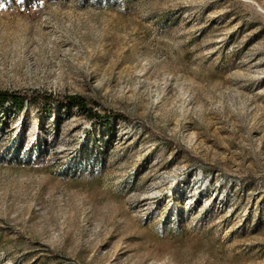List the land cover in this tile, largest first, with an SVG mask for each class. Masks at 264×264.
<instances>
[{"label":"rangeland","instance_id":"obj_1","mask_svg":"<svg viewBox=\"0 0 264 264\" xmlns=\"http://www.w3.org/2000/svg\"><path fill=\"white\" fill-rule=\"evenodd\" d=\"M0 4V264H264V0Z\"/></svg>","mask_w":264,"mask_h":264},{"label":"trees","instance_id":"obj_2","mask_svg":"<svg viewBox=\"0 0 264 264\" xmlns=\"http://www.w3.org/2000/svg\"><path fill=\"white\" fill-rule=\"evenodd\" d=\"M66 103L74 108H79L81 110H89L85 104V101L82 97L80 96H68L65 99ZM0 102L2 104L10 102L13 105L22 107L24 105V98L19 97L13 93H0ZM89 115L91 118H96L99 119L101 123H107L109 122V117L106 116H99L96 113H91L88 111Z\"/></svg>","mask_w":264,"mask_h":264},{"label":"snow or ice","instance_id":"obj_3","mask_svg":"<svg viewBox=\"0 0 264 264\" xmlns=\"http://www.w3.org/2000/svg\"><path fill=\"white\" fill-rule=\"evenodd\" d=\"M4 5L0 4V7H3Z\"/></svg>","mask_w":264,"mask_h":264}]
</instances>
